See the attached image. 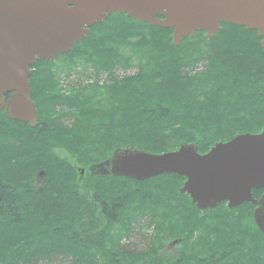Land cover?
Here are the masks:
<instances>
[{"label": "trees", "instance_id": "trees-1", "mask_svg": "<svg viewBox=\"0 0 264 264\" xmlns=\"http://www.w3.org/2000/svg\"><path fill=\"white\" fill-rule=\"evenodd\" d=\"M117 16H121L120 23L106 27ZM117 16L93 26L67 55L86 59L117 55L109 46L111 41L140 50L150 71L110 85L108 92L114 98L110 107L88 108L83 102L52 96L55 83L51 76L35 73L30 83L38 124L31 128L0 112V264H232L226 251L231 247L230 255L239 253L250 257L253 264H264V246H256L259 235L248 215L231 225L238 233L236 241L215 230L200 238L204 239L199 245L202 249L177 251L167 260L153 246L144 252L119 243L106 248L111 230L126 220L137 201L140 216L156 204H168V212L161 218L166 222L173 218L188 239L203 221H195L200 212L187 196L179 195L184 179L175 175L134 182L89 173L83 174L91 177L83 183L76 180V168L85 170L78 165L95 162L88 148L96 144L107 151L137 147L161 154L176 150L180 143H193L203 154L217 142L264 130V57L256 32L228 24H221V30L209 40L196 32L194 38H204L209 64L200 75L189 71L191 55L182 45L194 38L173 47L170 30ZM143 28L148 36L140 32ZM198 87L205 89L200 99L196 98ZM43 95L47 102L42 101ZM60 104L80 110L78 120L74 114L72 131L70 126H56L57 116L52 112ZM96 129H105L108 135L104 132L98 140L90 136L85 140L84 135ZM112 133H118L117 141L111 139ZM58 146L68 151L66 161L54 154ZM40 173L42 180L35 186ZM177 197L190 205L183 209L184 214L179 212L184 205Z\"/></svg>", "mask_w": 264, "mask_h": 264}, {"label": "water", "instance_id": "water-1", "mask_svg": "<svg viewBox=\"0 0 264 264\" xmlns=\"http://www.w3.org/2000/svg\"><path fill=\"white\" fill-rule=\"evenodd\" d=\"M114 13L172 30L175 47L195 31L211 38L220 23L242 26L262 38L264 57V0H0V111L4 116L35 127L30 65L68 54L93 25ZM101 171L137 182L175 174L185 178L180 193L189 195L198 210L205 212L222 202L232 208L250 201L252 188H264V131L216 143L202 155L195 144L186 143L163 154L118 148ZM258 205L253 218L264 233V195Z\"/></svg>", "mask_w": 264, "mask_h": 264}, {"label": "rangeland", "instance_id": "rangeland-1", "mask_svg": "<svg viewBox=\"0 0 264 264\" xmlns=\"http://www.w3.org/2000/svg\"><path fill=\"white\" fill-rule=\"evenodd\" d=\"M120 21L121 16H117L115 19L112 18L106 22V27L109 28L114 24H119ZM140 32L144 35H149L147 29L143 28ZM182 45L186 52L191 55L190 66L188 67L189 71H193L195 74L203 75L202 72L205 70V67L209 66V64L207 66L205 61V54L207 51L204 38L196 37L192 41L183 42ZM109 46L111 48H115L117 55H111L110 57L108 56L103 59H101V56L93 55L90 59H86L87 57L82 58L74 56L70 58V56H67L58 58L50 66L48 64L38 65L37 70H39L40 73L49 74L55 83L51 95L60 99H72L73 102H83L85 107L88 108H95L99 106L108 108L114 101V98L111 97L112 95H109L108 92L110 85L117 83L123 77L136 75L140 76L141 74L148 73L150 71L147 60L141 55V52L137 47L121 43L115 44L112 41L109 42ZM98 63H103L102 67H100ZM207 69L210 71L211 67ZM46 88L47 87L43 86L42 89ZM203 91H205V89L201 87L197 88V99L202 98L203 93L201 92ZM42 101L47 102L44 95L42 97ZM190 104L194 105L195 103L191 102ZM74 114L76 115L75 120H78L77 116H80V110L75 106L68 107L65 105L55 106V111L52 112V116H57V128L59 127L58 129H60L62 125L63 127L70 126L71 131L73 130L71 125L74 124ZM117 124L118 120H116V123L113 124V126H115L114 128H116ZM92 126L96 127V124H93ZM104 132L106 133L105 129H96V131H93L89 135L86 133L84 135L85 140L86 136L95 137L96 140H98L104 135ZM113 133L111 135V139L117 141L118 133L114 136ZM105 135L107 136L108 134L106 133ZM106 136H104L105 139ZM112 143L116 145L115 142ZM66 151L62 147L58 146L54 149V154L66 161ZM105 151L107 152V156L105 155L104 158L100 157V153ZM109 151H107L106 147L99 146L97 144L88 148L89 156L95 159V162H91L87 165L85 164V166L78 165V167L85 168L84 174H98V170L101 168V165L106 163L110 158L112 151ZM168 151H170V149ZM42 177L43 175L37 181V176L34 182L35 186L41 182ZM86 178L91 177L82 176L80 179L77 172L75 173L76 180L84 182ZM128 186L134 189L136 188V190H141L142 188L133 187L131 185ZM178 200L182 202L180 204L184 205L182 207L179 206V212L184 214L183 209L190 208V205L186 199L178 198ZM173 202H177L175 197ZM167 206L168 204H165L164 207H160V204H156L155 207L152 208V211L149 209L143 216H140L138 212V209L140 208L139 201L135 202L127 213L126 220L122 224H116L111 230V233L106 240V248H112L113 244L115 245L119 243L121 246H126L135 252H144L153 246V248L157 249V253L161 259L167 260L169 257H174V253L177 251H184L188 253L192 250L202 249L199 248V245L204 243V239L200 238L206 237L209 233L213 234L215 230H219L222 236H232V241H236L238 233L236 230L230 229L231 225L238 222L243 215H248L249 219L251 216V212L248 207H241L236 210L229 211L224 205L218 206L215 210L208 214L206 213L205 215H201L200 213L196 216L195 221L202 219L203 225H200L193 233L192 238L190 237L191 239H188V233L178 230V223L173 222V218H171V221L169 220L167 222L161 218L168 212ZM174 240H180L181 242L173 248H168V245ZM233 250L234 248L231 247L226 251H229L231 254ZM230 254L229 257L232 258V264H253L250 257L247 258L245 255L239 253L233 255ZM146 255L149 256L147 253ZM223 264H226V262H223Z\"/></svg>", "mask_w": 264, "mask_h": 264}, {"label": "flooded vegetation", "instance_id": "flooded-vegetation-1", "mask_svg": "<svg viewBox=\"0 0 264 264\" xmlns=\"http://www.w3.org/2000/svg\"><path fill=\"white\" fill-rule=\"evenodd\" d=\"M36 70H37V67H36ZM36 70L33 69L34 72ZM34 72L32 74H34ZM36 73L39 74L40 73L39 70H37ZM263 195H264V189H252L251 190V198L255 202H257ZM241 207H248L250 209V212L252 213V209L254 210L256 205L255 204L253 205L252 203L248 202V203H243L242 205H240V206H238L236 208L238 209V208H241ZM236 208H235V210H236ZM228 210L231 211V209H228ZM250 223L256 229V227H255V225L253 223L252 215L250 216ZM257 232H258L257 235H259V239H257V241H256V246L262 247V246H264V234L261 233L259 230H257ZM261 263H264V260L261 261Z\"/></svg>", "mask_w": 264, "mask_h": 264}]
</instances>
